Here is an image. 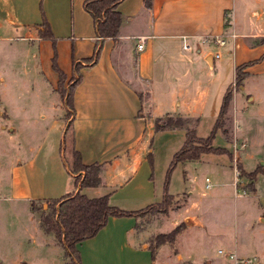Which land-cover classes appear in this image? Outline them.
Instances as JSON below:
<instances>
[{"label":"crops","instance_id":"0c3cea01","mask_svg":"<svg viewBox=\"0 0 264 264\" xmlns=\"http://www.w3.org/2000/svg\"><path fill=\"white\" fill-rule=\"evenodd\" d=\"M41 3L53 41L39 36L42 14L36 6L28 12L26 0H0V28L14 26L20 31V37L31 40L30 46L35 43L37 48H44L43 44L48 42L53 45L51 55L49 52L41 55L37 49V68L44 80L47 79L43 82L46 89L55 88L57 84V73L52 66L51 71L47 66L53 54L65 74L64 84L72 74V62H81L79 80L72 90L73 113L67 137L72 136L68 143L78 150L82 162L100 164V182L72 187V178L59 158L58 138L64 131L66 119L62 116L64 108L60 96L55 95L57 102L49 104L58 106L61 113L58 120L51 115L53 128L50 131L57 139L50 142L42 139L30 145L32 154L16 160L8 181L16 197L37 201L58 197L73 188L89 197L107 193L110 204L126 210L157 201L162 188L156 190L149 163L154 116L164 113L182 118L195 116L203 108L202 99L208 94L210 80L230 69V80L221 83L220 98L213 105L216 115L222 93L232 83L234 67L240 63H247L243 68L245 75L237 87L239 94L234 91L231 95L226 114L232 117L233 132L239 131L241 139H247L248 126H239L237 122L241 106L238 102L243 98L240 109L249 110L260 96L251 93V83L264 82L262 10L248 9L246 27H242L232 20V0H149L147 5L144 0H120L117 8L122 13V21L116 36L103 37L95 61L86 62L82 59L91 55L95 36L92 19L82 7V0H41ZM7 7L18 11L19 18L7 15ZM229 31L235 36H229ZM210 33L227 34L225 44L220 47L194 45L200 35ZM140 38L142 46L137 48ZM183 38L189 43L188 48L181 46ZM237 38L243 39L240 42ZM217 49L220 56L213 58L211 52ZM253 49L262 52L259 57L247 56V51ZM206 69L210 78L204 73ZM165 93L170 102L166 101ZM172 96H176L175 99ZM49 106L47 109H52ZM141 108L148 110L147 113L141 112ZM259 114L264 117V107ZM160 130L184 131L180 127ZM252 190L251 195L256 198L254 185ZM250 199L249 202L255 204V200ZM256 203L264 209V202L257 200ZM181 217L179 222L186 224L176 234V240L197 223L191 215ZM135 221L132 216H109L94 235L77 243L79 264H151L147 244L130 240ZM37 225L32 220L33 237L38 238V246L42 247L44 234L48 233ZM23 257L19 254L10 257L0 243L3 264H26Z\"/></svg>","mask_w":264,"mask_h":264},{"label":"rangeland","instance_id":"374dc122","mask_svg":"<svg viewBox=\"0 0 264 264\" xmlns=\"http://www.w3.org/2000/svg\"><path fill=\"white\" fill-rule=\"evenodd\" d=\"M26 2L28 12L36 6L44 16L41 0ZM232 3L234 24L246 27L248 9L262 10L264 15V0H232ZM5 12L19 18L16 10L12 11L7 7ZM9 28L10 26L0 28V243L10 257L23 255L26 264H47V261L50 264H66L63 249L52 233L44 234L42 247L38 246V238L33 237L35 234L32 232L31 222L33 220L38 224V229H42L38 223V214L41 208L46 207V202L16 197V192L12 193L8 187L10 169L16 160L32 154L30 145L34 146L42 139L49 142L57 139L50 131L53 128L51 118L54 116L55 119H60L61 112L58 106L49 102H57L55 95L59 94L56 87L46 89L43 82L47 79L44 80L36 63L37 49L41 55L48 52L51 55L53 45L48 42L43 44L44 48H37L35 43L30 46L31 40L20 37V31L15 30L14 26ZM242 39L237 38L240 42ZM194 45L200 46L198 41ZM247 53V56L257 58L262 52L253 49ZM47 66L51 71V59ZM204 73L211 77L207 69ZM224 80H230V69L210 80L208 94L202 99L203 108L195 116L183 118L185 125L194 127L197 135L205 136L210 131L216 112L213 105L220 98V86ZM251 84V93L259 94V98L245 112L240 109L243 98L238 102L241 106L238 107L240 117L238 116L237 122L239 126H248L247 139L243 141L239 131L233 132L232 117L226 114L223 124L225 132L220 134L216 130L211 143L227 148L231 157L224 151L202 152L197 159L176 162L167 179V191L174 195L167 210L145 212L137 218V226L133 229L130 240L135 243L145 242L150 246V235L166 233L180 221L182 215H191L197 222L193 228L184 230L177 240L175 235L171 242L165 241L155 246L151 264H264V209L256 203L257 200L261 204L264 202V117L259 114V110L264 107V82ZM230 86L232 93L236 91L239 94L238 86L233 81ZM160 96L163 94L160 93ZM175 97L172 96L174 99ZM165 99L171 101L166 93ZM47 105L52 109H47ZM140 111L147 113L148 110L141 108ZM167 115L171 114L154 116L153 122L156 118L164 119ZM183 133L181 130H155L150 139L149 163L156 190L162 188L169 160L180 146ZM60 138L61 135L58 140ZM241 141L244 142L243 145ZM66 147H69L68 142ZM232 156L236 168L240 162L248 171L258 167L251 181L237 169L235 191L232 184ZM205 176L209 179V187H204ZM253 185L257 200L251 195ZM74 186L73 184L72 187ZM250 198L255 200V204L250 203ZM172 221L175 222L172 224ZM186 222L189 223L190 220L186 219ZM185 224L183 222V227ZM227 252L233 253V256L229 257Z\"/></svg>","mask_w":264,"mask_h":264},{"label":"trees","instance_id":"16d2710c","mask_svg":"<svg viewBox=\"0 0 264 264\" xmlns=\"http://www.w3.org/2000/svg\"><path fill=\"white\" fill-rule=\"evenodd\" d=\"M119 1L82 0V7L92 19L95 36V43L91 55L82 60L94 62L101 39L103 37L114 38L116 36L122 21V13L117 8ZM144 3L147 5L149 0H144ZM39 36L50 38L52 41L54 40L43 13ZM246 64L240 63L234 67L233 82L235 86L241 85L242 78L245 75L243 68ZM80 65V61L72 62V74L67 79L65 85H63L65 74L56 64L54 54L51 57V66L58 76L56 90L64 106L63 117L66 119L65 128L59 142V157L64 169L73 179L72 183L75 185L74 187L77 186V188L97 185L100 182V164L97 162L84 163L81 161L78 150L72 144L66 147L67 140H72V136L67 138V133L70 127L69 120L73 113L72 90L79 80L78 68ZM231 95V86L229 84L222 93L210 131L205 136L197 135L194 127H187L185 125V119L180 116L172 117L171 115H167L164 119L160 117L155 119L154 130L179 127L184 129L183 140L180 146L172 153L165 171L162 194L159 200L145 204L137 209L126 210L110 204L107 193L89 197L81 193L78 189H69L58 197L40 200L46 202V207L40 209L38 223L44 232L52 233L53 238L61 245L64 257L66 258V264H79L80 257L76 246L77 243L82 239L94 235L105 224L109 216H132L136 220L134 224L135 229L137 226V218L145 212H165L173 196L167 191V179L169 171L176 162L196 159L202 152L224 151L231 157V153L227 148L214 146L211 143V139L216 130L225 132L223 124L226 119V111ZM237 169L239 173H244L251 180L254 178L258 167L251 171H244L241 164H238ZM182 227L183 222L181 221L166 233L159 232L155 235H150L148 239L152 246L147 244V248L150 251L151 258H153L154 247L165 241L171 242ZM0 264L3 263L0 261Z\"/></svg>","mask_w":264,"mask_h":264},{"label":"built area","instance_id":"2783aa9c","mask_svg":"<svg viewBox=\"0 0 264 264\" xmlns=\"http://www.w3.org/2000/svg\"><path fill=\"white\" fill-rule=\"evenodd\" d=\"M226 35L227 34H221V33H219V34H214V33H210V34H203V35H200L199 37H198V42L201 44V45H214V46H216V47H220V46H223L224 44H225V42H226ZM229 36H231V37H234L235 36V33L234 32H230L229 34H228ZM141 46H142V40H141V38H140V41L139 42H137V44H136V47L137 48H141ZM181 46L183 47V48H188L189 47V43H187L186 42V40L183 38V40H182V44H181ZM211 56L213 57V58H217V57H219L220 56V51L217 49V50H215V51H213L212 53H211ZM244 144V142L243 141H241V145H243ZM232 158H233V156H232ZM235 159L233 158V166H232V170H233V181H232V184H233V188H234V191H235V189H236V179H238V176H237V174H238V171H237V168H236V165H235ZM204 186L205 187H209V185H210V182H209V179H208V177H204ZM219 251H221V249H218ZM227 254H228V256L229 257H232L233 256V253H231V252H227Z\"/></svg>","mask_w":264,"mask_h":264}]
</instances>
